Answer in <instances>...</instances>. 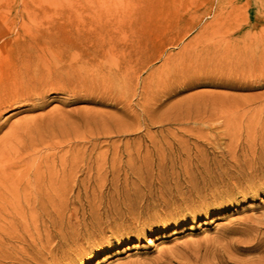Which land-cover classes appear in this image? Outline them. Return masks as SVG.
<instances>
[{"label":"rangeland","instance_id":"1","mask_svg":"<svg viewBox=\"0 0 264 264\" xmlns=\"http://www.w3.org/2000/svg\"><path fill=\"white\" fill-rule=\"evenodd\" d=\"M0 66V264H264V0H0Z\"/></svg>","mask_w":264,"mask_h":264},{"label":"bare ground","instance_id":"2","mask_svg":"<svg viewBox=\"0 0 264 264\" xmlns=\"http://www.w3.org/2000/svg\"><path fill=\"white\" fill-rule=\"evenodd\" d=\"M28 50H29V49H28ZM95 53H96V52H95ZM95 53H93V54H95ZM96 55H98V54H96ZM22 56H24V55H22ZM25 57H26V56H25ZM25 59H26V58H25ZM38 59H39V58H38ZM24 61H25V60H24ZM21 62H22V64H24L23 61H21ZM25 62H26V61H25ZM27 62H28V61H27ZM34 62H35V61H34ZM10 64H11V63H10ZM18 64H19V63H18ZM29 64H31V63H29ZM83 64H85V63H83ZM20 65H21V64H20ZM24 65H25V64H24ZM40 65H41V64H40ZM16 66H18V65H16ZM0 67H2V66H0ZM12 67H13V66H12ZM18 67H20V66H18ZM22 67H23V66H22ZM29 67H30V65H29ZM29 67H27V68H29ZM71 67H72V66H71ZM120 67H121V66H120ZM9 68H11V67H9ZM38 68H39V67H38ZM16 69H17V67H16ZM17 70H18V69H17ZM102 70H103V69H102ZM6 71H7V70H6ZM19 71H20V70H19ZM68 71H69V70H68ZM89 71H90V70H89ZM117 71H118V70H117ZM60 72H61V71H60ZM0 73H1V72H0ZM4 73H7V72H4ZM4 73H2V74L4 75ZM29 73H30V72H29ZM51 73H52V72H51ZM67 73H69V72H67ZM7 74H8V73H7ZM16 74H17V73H16ZM86 74H87V73H86ZM17 75H18V74H17ZM50 75H52V74H50ZM80 75H81V74H80ZM80 75H78V76H80ZM14 76L16 77V75H14ZM39 76H40V75H39ZM15 77H14V78H15ZM44 77H45V76H44ZM55 77H56V75H55ZM81 77H82V76H81ZM51 78H52V76H51ZM0 79H2V78H0ZM43 79H45V78H43ZM109 79H110V78H109ZM15 80H16V79H15ZM35 80H36V79H35ZM111 80H112V79H111ZM2 81H3V79H2ZM4 81H5V80H4ZM11 81H12V79H11ZM23 81H24V80H23ZM49 81H50V80H49ZM81 81H82V80H81ZM25 82H26V81H25ZM22 83H23V82H22ZM22 83H19V87L21 86L20 84H22ZM37 83H38V82H37ZM43 83H44V82H43ZM45 83L48 84L49 82H45ZM15 84H17V83H15V81L12 82V83L7 84V85H10V87H9L10 90H7V91L5 90V91H3V92H2V91L0 92V106H1L2 104H4V103L8 102L11 98H14V97L17 96L18 88H16V85H15ZM38 84H40V83H38ZM38 84H37V85H38ZM112 84H113V83H112ZM0 85H1V84H0ZM17 85H18V84H17ZM42 85H43V84H42ZM63 85H64V84H63ZM35 86H36V85H35ZM4 87H5V86H4ZM7 87H8V86H7ZM17 87H18V86H17ZM36 87H37V86H36ZM52 87H54L53 84H52ZM37 88H38V87H37ZM37 88H36V89H37ZM40 88H41V87H40ZM55 88H56V86H55ZM20 89H21V87H20ZM24 89H25V88H24ZM34 89H35V88H34ZM34 89H33V90H34ZM43 89H44V88L42 87V90H43ZM0 90H1V88H0ZM2 90H3V89H2ZM26 90H27V89H26ZM33 90H32V91H33ZM37 90H38V89H37ZM44 90H45V89H44ZM63 90H64V89H63ZM35 91H36V90H34V92H35ZM45 91H47V90H45ZM24 92H25V91H24ZM30 92H31V91H30ZM22 93H23V92H22ZM26 93H29V92H26ZM44 93H45V92H44ZM41 94H43V92H41ZM26 95H27V94H26ZM18 96H19V95H18ZM23 96H25V95H22V96H21V99H24ZM30 97H32V95H31ZM36 97H37V96H36ZM41 97H42V96H41ZM34 99H35V98H34ZM37 99H38V98H37ZM16 100H17V99H16ZM18 101H19V100H18ZM23 101H24V100H23ZM13 102H14V101H13ZM13 102H12V103H13ZM2 106H3V105H2ZM29 122H30V121H29ZM60 122H61V121H60ZM20 125H21V124H20ZM29 131H30V130H29ZM12 132H14V131H12ZM18 132H19V131H18ZM41 134H42V133H41ZM47 134H48V133H47ZM54 134H55V133H54ZM39 135H40V134H39ZM52 135H53V134H52ZM34 136H35V135H34ZM49 136H50V135H49ZM14 137H15V135H14ZM24 137H25V136H24ZM44 137H45V136H44ZM44 137H42V138H44ZM25 138H26V137H25ZM51 138H52V137H51ZM26 139H27V138H26ZM37 139H39V138H37ZM47 139H48V138H47ZM13 140H14V139H13ZM22 140H23V139H22ZM32 140H33V139H32ZM34 140H35V138H34ZM42 140H43V139H42ZM42 140H41V141H42ZM19 141H20V140H19ZM25 142H27V141H25ZM2 143H3V142H2ZM18 143H19V142H17V144H18ZM35 143H36V140H35ZM47 143H49V142H47ZM47 143H46V144H47ZM12 144H13V143H12ZM12 144H10V145H12ZM14 144H15V143H14ZM14 144H13V145H14ZM30 144H31V142H30ZM36 144H38V143H36ZM36 144H35V145H36ZM46 144H45V145H46ZM54 144L56 145V143H54ZM13 145H12V146H13ZM26 145H27V144H26ZM35 145H34V146H35ZM39 145H40V144H39ZM39 145H38V146H39ZM55 145H54V146H55ZM2 146H3V145H2ZM7 146H9V145H7ZM47 146H48V145H47ZM49 146H51L50 143H49ZM4 147H5V146H4ZM30 147H31V146H30ZM41 147H42V146H41ZM1 148H2V147H0V150H1ZM7 148H8V147H7ZM9 148H10V147H9ZM12 148H13V147H12ZM19 148H20V147H19ZM27 148H28V147H27ZM36 148H37V147H36ZM53 149H54V148H53ZM6 150H7V149H6ZM6 150H5V151H6ZM11 150H12V149H11ZM23 150H24V149H23ZM33 150H34V148H33ZM42 150H43V149H42ZM48 150H49V149H48ZM27 151H28V149H27ZM29 151H30V150H29ZM43 151H44V150H43ZM3 152H4V151H3ZM3 152H0V161H1V158H2V157H1V153H3ZM14 152H15V151H14ZM14 152H13V150H12V153H11V154H13ZM18 152H19V151H18ZM40 152H41V148H40ZM28 153H29V152H28ZM28 153H27V154H28ZM32 153H33V152H32ZM32 153H31V154H32ZM49 153H50V152H49ZM18 154H19V153H18ZM46 154H47V152H46ZM20 155L22 156V154H20ZM38 155H39V154H38ZM38 155H37V156H38ZM32 156H33V155H31V157H32ZM39 156H40V155H39ZM42 156H44V155H42ZM48 156H49V155H48ZM3 157H5V156H3ZM16 157H17V156H16ZM16 157H15V158H16ZM19 157H20V156H19ZM34 157H35V155H34ZM38 158H39V157H38ZM11 159H12V157H11ZM16 160H17V159H16ZM33 160H34V159H33ZM37 160H38V159H37ZM46 160H47V158H46ZM48 160H49V159H48ZM43 161H44V160H43ZM36 163H37V162H36ZM48 163H49V162H48ZM2 164H3V163H2ZM37 164H38V163H37ZM37 164H36V165H37ZM41 164H42V162H41ZM0 165H1V164H0ZM15 165H16V164H15ZM46 165H47V164H46ZM1 166H2V165H1ZM1 166H0V167H1ZM8 166H9V165H8ZM13 166H14V165H13ZM38 166H39V165H37V168H38ZM41 166H42V165H41ZM23 167H24V166H23ZM8 168H9V167H8ZM16 168H17V167H16ZM16 168H15V169H16ZM35 168H36V167H35ZM46 168H47V167H46ZM25 169H26V168H25ZM28 169H29V168H28ZM6 170H7V169H6ZM44 170H45V169H44ZM4 171H5V170H4ZM32 171H33V170H32ZM6 172H7V171H6ZM26 172H27V170H26ZM37 172H39V171H37ZM42 172H43V171H42ZM40 173H41V172H40ZM41 174H42V173H41ZM51 174H53V172H51ZM2 175H3V174H2ZM2 175H1V176H2ZM6 175H7V174H5V176H6ZM18 175H19V174H18ZM48 176H49V173H48ZM20 177H21V175H20ZM49 177H50V176H49ZM27 178H28V177H27ZM40 178H41V177H40ZM1 179H2V178H1ZM6 179H7V178H6ZM6 179H4V180H0V183L6 182ZM18 180H19V178H18ZM28 180H29V179H28ZM35 180H36V179H35ZM40 180H41V179H40ZM50 180H51V179H50ZM55 180H56V179H55ZM21 181H22V180H21ZM54 182H55V181H54ZM51 183H52V182H51ZM18 184H19V182H18ZM28 184H29V183H28ZM54 184H55V183H54ZM3 185H4V184H3ZM3 185H2V186H3ZM8 185H9V184H8ZM25 185H26V184H25ZM30 185H31V184H30ZM33 185H34V184H33ZM0 186H1V184H0ZM6 186H7V185H6ZM19 187H20V186H19ZM21 187H22V185H21ZM25 188H26V187H25ZM25 188H24V189H25ZM33 188H34V187H33ZM52 188H53V187H52ZM10 190H12V189H10ZM10 194H11V193H10ZM259 239H260V238H259ZM150 242H152V241H150ZM259 244H260V243H259ZM249 246H250V245H249ZM246 247H247V246H246ZM257 248H259V247H257ZM241 249H243V248H241ZM249 249H250V247H249ZM243 250H244V249H243ZM260 250H261V249H260Z\"/></svg>","mask_w":264,"mask_h":264}]
</instances>
